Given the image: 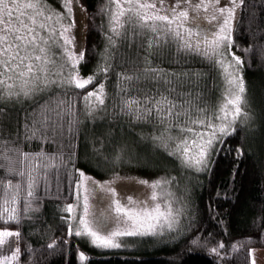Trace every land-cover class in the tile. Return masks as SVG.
I'll list each match as a JSON object with an SVG mask.
<instances>
[{
  "label": "snow or ice",
  "instance_id": "obj_1",
  "mask_svg": "<svg viewBox=\"0 0 264 264\" xmlns=\"http://www.w3.org/2000/svg\"><path fill=\"white\" fill-rule=\"evenodd\" d=\"M93 25L102 49L89 48ZM262 68L264 0H0V264H51L74 242L80 264L81 242L159 245L180 264L246 249L258 264L248 245L264 243V204L235 238L224 215L248 208L237 178L245 145L264 141L248 79Z\"/></svg>",
  "mask_w": 264,
  "mask_h": 264
},
{
  "label": "trees",
  "instance_id": "obj_2",
  "mask_svg": "<svg viewBox=\"0 0 264 264\" xmlns=\"http://www.w3.org/2000/svg\"><path fill=\"white\" fill-rule=\"evenodd\" d=\"M100 2L101 0H95L97 6H99ZM99 20L100 18L97 17V22H99ZM87 22L88 21L85 19V24ZM93 44L98 45L100 49H102L104 46L103 35L99 32V29L96 28L95 25H93L92 35L89 37V48H91ZM214 75L215 73L209 72L207 76V81L209 80L210 82L207 89L210 97L219 95V92L215 89H212L211 87L212 77ZM248 79L250 89L254 91L255 103L257 105L264 103V68L258 71L250 70L248 72ZM107 87L109 92H113L115 90V76L110 77ZM124 128L127 129V124L124 125ZM119 130L120 129H117V131ZM81 139L83 141V135ZM240 139H243V137ZM248 143H251L252 147L249 148L247 144L245 145L246 155L245 157L241 158L240 176L237 178L238 191L240 184L243 185V190L240 191L241 201L246 202L248 208H246L244 211H241L240 207L237 206L232 209L231 217L224 215V223L230 225L229 230L233 238L238 237L247 231L246 224L248 217H250L254 212L258 211L259 207L264 204V141L256 138L254 140L250 139ZM227 179L228 177L225 175L220 178L218 183ZM193 183L195 184V181H193ZM195 191L196 193H199L200 189L197 187ZM206 198L207 194L205 193V200ZM228 207V205H225L223 208H221V213H226L228 211ZM47 212L48 220L53 229L49 235H59L60 233L55 231L59 222V216L54 215L56 212L55 201L48 202ZM204 223L207 226V220H205ZM211 223L213 226L209 227L210 232H222V224H217L215 220H213ZM25 232H27L26 225ZM213 238L216 241L223 239L228 245L229 249L231 248L232 239L228 236L215 235ZM73 239L75 240V238ZM81 245L82 250L86 252L88 257L84 264H180L179 260L174 259V256L169 249L161 250V246L141 256H128L119 253L97 252L88 245L83 244V242H81ZM248 246L254 247L256 249H263L264 243H250ZM50 259L51 264H80L76 258V243L74 242L72 244L71 254L67 258L53 256ZM184 264H247V252L246 249H239L227 257L225 261H221L219 258H213L210 255L200 252L191 256H186Z\"/></svg>",
  "mask_w": 264,
  "mask_h": 264
},
{
  "label": "rangeland",
  "instance_id": "obj_3",
  "mask_svg": "<svg viewBox=\"0 0 264 264\" xmlns=\"http://www.w3.org/2000/svg\"><path fill=\"white\" fill-rule=\"evenodd\" d=\"M230 0H221V3H229ZM76 19L78 22V27L76 29L77 36L79 38V41L81 45L84 43V32H85V14L83 11H81L79 8L76 10ZM165 67L167 65H164ZM209 80L207 81V84H209ZM212 85V82H211ZM139 131V129H137ZM119 191L124 194H142V186L135 185L133 183H127L122 182L118 185ZM90 248H92L90 245H88ZM160 247L159 245H152V244H134L132 247L126 248V249H112V250H105V249H99V248H92L93 250H96L97 252L101 253H119L122 255H128V256H141L145 253H148L152 250H155V248ZM256 257L258 264H264V248L263 249H256Z\"/></svg>",
  "mask_w": 264,
  "mask_h": 264
}]
</instances>
